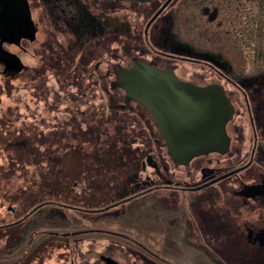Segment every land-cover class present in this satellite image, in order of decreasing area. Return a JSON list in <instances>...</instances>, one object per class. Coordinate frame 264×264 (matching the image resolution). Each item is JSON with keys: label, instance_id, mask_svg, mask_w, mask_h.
<instances>
[{"label": "rangeland", "instance_id": "374dc122", "mask_svg": "<svg viewBox=\"0 0 264 264\" xmlns=\"http://www.w3.org/2000/svg\"><path fill=\"white\" fill-rule=\"evenodd\" d=\"M201 2L176 1L162 16L161 38L151 42L167 48L183 45L188 53L203 51L206 59L241 85L264 81L259 53L264 50V4L233 0L230 9L220 4V10H225L214 13L211 6L218 0L204 1L209 10ZM121 14L108 11L107 16L126 24ZM131 15L127 12L126 16ZM104 29L120 31L109 22L103 23ZM56 37L73 45L69 33L57 32ZM24 58L30 63L35 60L33 56ZM188 67L209 72L200 66ZM29 70L31 74L8 84L0 77V225L23 217L17 224L0 228V264H22L24 256L32 252L41 258L38 264H69L71 249L77 262L87 258L92 264L112 244L133 249L139 254V264H165L150 252L166 257L170 264H180L174 260H184L181 247L187 235L193 251L205 253V261L216 264L210 254L215 252L212 237L217 234L200 228L191 200L204 196L200 204L203 215L222 209L228 196H219L217 190L232 177L185 192V202L177 191L159 187L188 178L183 170L172 167L167 170L172 179L167 180L156 145L130 113L110 110L116 103L109 107L104 95L103 100L99 95L77 98V109L71 112L67 110L70 101L56 95L59 86L50 73L41 79L33 68ZM101 117L103 126H96ZM244 130L251 136L248 126ZM258 146L264 154L260 142ZM261 153L257 157L263 160ZM204 171L207 175L208 170ZM153 186H157L155 190L116 204ZM198 236H204L206 242ZM114 249L119 263L134 258L132 253ZM35 254L28 264H35ZM255 264H264V259Z\"/></svg>", "mask_w": 264, "mask_h": 264}, {"label": "flooded vegetation", "instance_id": "af4514ba", "mask_svg": "<svg viewBox=\"0 0 264 264\" xmlns=\"http://www.w3.org/2000/svg\"><path fill=\"white\" fill-rule=\"evenodd\" d=\"M165 1L0 0V77L4 84H8L18 76L31 74L30 68L41 79L45 78L44 74L50 73L52 80L59 86L56 95H64L63 98L70 101L67 110L71 112L77 109V98L86 100L99 95L103 100L104 95L109 107L111 103H116L110 110L130 113L136 123L142 126L141 130L151 136L157 148L158 163L164 170L163 174L169 177L167 180L172 179L168 169L175 167L183 170L188 181H175L174 185L165 184L159 188L177 191L185 202V192L200 190L232 177L217 190L219 196H228L224 198L226 205L222 209H211L210 214L203 215L200 204L204 196H193L191 205L196 208L197 223L203 231H214L217 234L212 237V241L230 242L238 239L258 243L264 240V159L257 157L261 153L258 149V142L261 143L259 131L264 126V81L254 85H241L206 59L203 54L207 56V53L199 49V53H188L183 45L172 48H167L165 44L154 45L151 40L154 38L158 41L161 38L160 22L163 14L178 0L168 2L153 17ZM108 11L113 14L124 12L121 20L127 19L126 24L109 18ZM127 12L132 14L131 17L126 16ZM106 22L117 26L120 31H104L103 23ZM57 32L69 33L73 38V45L68 46L57 38ZM25 56H33L34 62L26 61ZM15 58L21 63L20 70H16L17 64L13 62ZM134 61L150 64L161 71L171 70L178 79L194 84L223 85L226 97L233 106L232 116L225 125L229 136L228 150L224 153L210 152L196 156L186 165L173 162L167 155L153 117L138 103L127 99L123 89L116 85L120 69L131 67ZM192 65L206 68L209 72L190 71L188 66ZM39 69L45 72H39ZM94 124L102 127L103 117ZM245 126L249 127V137L244 134ZM261 155L264 158V154ZM205 169L208 170L207 175L204 173ZM191 170L196 172L195 176ZM156 187L143 189L116 204L142 196ZM22 220L23 217H18L10 223L0 225V228ZM197 239L206 242L204 236H198ZM133 242L139 245L137 241ZM114 248H120L121 253H132L134 258H127L126 264H139L137 252L127 247L121 249L123 247L113 244L104 247L103 253H98L92 264H122L114 257ZM72 250L74 249H71L73 255L69 256V264H91L87 258L81 263L77 262ZM150 253L161 262L170 264L166 257ZM33 254L35 253L26 254L22 264H28ZM77 255L83 257L81 253ZM38 257L37 254L35 264L41 262Z\"/></svg>", "mask_w": 264, "mask_h": 264}, {"label": "water", "instance_id": "95a60500", "mask_svg": "<svg viewBox=\"0 0 264 264\" xmlns=\"http://www.w3.org/2000/svg\"><path fill=\"white\" fill-rule=\"evenodd\" d=\"M170 1L166 0L153 17ZM15 59L16 70H20L21 63ZM116 85L123 89L127 99L138 103L153 117L173 162L186 165L196 156L228 150L225 125L233 106L223 85H197L178 79L171 70L161 71L137 61L120 69Z\"/></svg>", "mask_w": 264, "mask_h": 264}, {"label": "crops", "instance_id": "0c3cea01", "mask_svg": "<svg viewBox=\"0 0 264 264\" xmlns=\"http://www.w3.org/2000/svg\"><path fill=\"white\" fill-rule=\"evenodd\" d=\"M203 3L205 0H202ZM232 2L233 0H218L217 5L212 4V9L213 12L215 13L216 11L218 12V10H220L219 5L223 4L225 5V7L229 8L232 7ZM261 3L264 4V0H260ZM202 4V7H204V10H209V6L206 5V3ZM214 3V2H213ZM225 7L223 8V10H220L221 12L225 10ZM230 9V8H229ZM264 9V8H263ZM220 12V13H221ZM252 52L254 51L251 50ZM259 53L261 54L260 56V60L261 63L263 64L262 66H264V50L263 52H261L259 50ZM260 138H261V148L264 149V126L261 127L260 131ZM156 205L157 204V200H156ZM156 205H150V207H156ZM149 209V207H148ZM185 246L181 247V249L183 251H185V254L183 252V256H185V258H183L184 260L181 261H177L174 260V262H179L180 264H212L209 260L205 261V253H202L200 251H193V249L191 248L193 245V242L191 240H189L186 236L185 238ZM254 244V245H253ZM213 245L216 246L214 248V253L210 254L212 256V258L217 261L218 264H233V261L236 262H242V264H255L257 262H261L264 259V240L259 241L258 243H252V242H246V241H242V240H230L229 241H213ZM160 247V246H159ZM263 252V254H262ZM216 263V264H217Z\"/></svg>", "mask_w": 264, "mask_h": 264}]
</instances>
